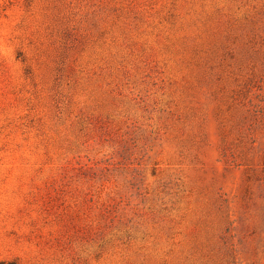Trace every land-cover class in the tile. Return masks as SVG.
<instances>
[{"label":"rangeland","instance_id":"rangeland-1","mask_svg":"<svg viewBox=\"0 0 264 264\" xmlns=\"http://www.w3.org/2000/svg\"><path fill=\"white\" fill-rule=\"evenodd\" d=\"M0 264H264V0H0Z\"/></svg>","mask_w":264,"mask_h":264}]
</instances>
